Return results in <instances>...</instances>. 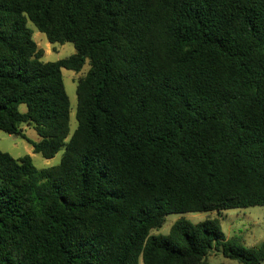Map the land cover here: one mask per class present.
I'll use <instances>...</instances> for the list:
<instances>
[{"label":"trees","instance_id":"trees-1","mask_svg":"<svg viewBox=\"0 0 264 264\" xmlns=\"http://www.w3.org/2000/svg\"><path fill=\"white\" fill-rule=\"evenodd\" d=\"M28 24L75 53L42 61ZM0 131L64 149L0 151V264L264 262L215 220L150 234L264 206V0H0Z\"/></svg>","mask_w":264,"mask_h":264},{"label":"rangeland","instance_id":"rangeland-1","mask_svg":"<svg viewBox=\"0 0 264 264\" xmlns=\"http://www.w3.org/2000/svg\"><path fill=\"white\" fill-rule=\"evenodd\" d=\"M28 27L33 31L32 39L39 49H42L44 56L42 61L55 62L64 59L75 53L72 44L63 45L49 44L44 34L38 32L32 24ZM89 70V63L86 61L79 72L62 69V79L66 94L70 102L69 133L76 128V85L77 80L84 76ZM20 112L26 111L25 105H20ZM25 137L37 142L39 140L36 132L28 125L22 127ZM0 151L6 152L15 159L29 155L33 165L38 168H47L57 165L64 153L61 149L53 158L45 159L40 154L33 153L32 146L22 137L9 135L0 131ZM178 220H186L193 224L202 223L206 220H215L226 240L233 241L247 248H257L264 243V206L248 208L228 209L221 212L202 213H171L165 217V221L158 229L151 230V235H167L172 224ZM206 264H242L236 260L226 258L221 252H213L206 256ZM261 264H264L262 262Z\"/></svg>","mask_w":264,"mask_h":264}]
</instances>
